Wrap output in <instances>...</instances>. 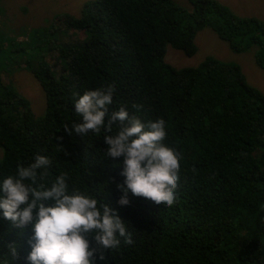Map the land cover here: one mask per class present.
Masks as SVG:
<instances>
[{
    "label": "trees",
    "instance_id": "16d2710c",
    "mask_svg": "<svg viewBox=\"0 0 264 264\" xmlns=\"http://www.w3.org/2000/svg\"><path fill=\"white\" fill-rule=\"evenodd\" d=\"M189 1L192 9L179 14L168 0H92L78 16L57 15L35 30L20 49L22 67L44 91L39 116L0 79V181L45 155L49 184L67 173L70 188L117 209L133 243L122 241L100 264H264V93L234 63L207 56L175 67L165 60L167 44L191 55L195 33L210 27L234 51L256 45L264 68V21L219 0ZM110 83L117 91L109 113L124 106L142 121H166L164 143L183 157L173 206L143 197L119 205L123 157L105 156L103 131L65 130L81 121L79 96ZM31 235L0 210V264H31ZM13 243L18 257L10 255Z\"/></svg>",
    "mask_w": 264,
    "mask_h": 264
},
{
    "label": "clouds",
    "instance_id": "9594fccd",
    "mask_svg": "<svg viewBox=\"0 0 264 264\" xmlns=\"http://www.w3.org/2000/svg\"><path fill=\"white\" fill-rule=\"evenodd\" d=\"M114 84L84 92L75 101V113L81 121L72 133L98 136L103 131L107 144L105 156L123 157L117 184L121 196L117 203L130 204L131 197L150 199L168 207L178 202L181 153L169 147L163 117L142 121L124 107L109 113L116 93ZM139 107V106H136ZM116 131L113 133V126ZM51 160L37 154L27 165L17 166L14 175L0 181V210L3 218L21 229L31 228L28 239L31 264H100L109 250L132 244V233L118 210L78 188H70L67 173L48 183ZM9 252L18 257L15 244Z\"/></svg>",
    "mask_w": 264,
    "mask_h": 264
},
{
    "label": "rangeland",
    "instance_id": "374dc122",
    "mask_svg": "<svg viewBox=\"0 0 264 264\" xmlns=\"http://www.w3.org/2000/svg\"><path fill=\"white\" fill-rule=\"evenodd\" d=\"M88 1L92 0H0V79L29 101L36 116L41 115L44 110L45 95L34 75L22 67L25 54L20 47H26L32 42L35 30L47 27L55 16L64 13L78 16L84 3ZM219 1L236 15H252L264 21V0ZM167 5L176 8L179 14L192 9L189 0H168ZM170 19H173L172 25L178 23L176 18ZM194 44L196 50L191 55L167 44L166 62L175 67L196 66L205 57L211 56L234 63L239 66L246 81L264 93V68L256 64V45L234 51L210 27H203L195 33ZM1 152L0 148V156Z\"/></svg>",
    "mask_w": 264,
    "mask_h": 264
},
{
    "label": "crops",
    "instance_id": "0c3cea01",
    "mask_svg": "<svg viewBox=\"0 0 264 264\" xmlns=\"http://www.w3.org/2000/svg\"><path fill=\"white\" fill-rule=\"evenodd\" d=\"M235 4V3H234Z\"/></svg>",
    "mask_w": 264,
    "mask_h": 264
}]
</instances>
